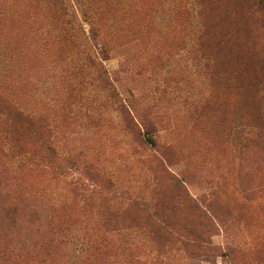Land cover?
Returning a JSON list of instances; mask_svg holds the SVG:
<instances>
[{"label": "rangeland", "instance_id": "374dc122", "mask_svg": "<svg viewBox=\"0 0 264 264\" xmlns=\"http://www.w3.org/2000/svg\"><path fill=\"white\" fill-rule=\"evenodd\" d=\"M0 264H264V0H0Z\"/></svg>", "mask_w": 264, "mask_h": 264}]
</instances>
